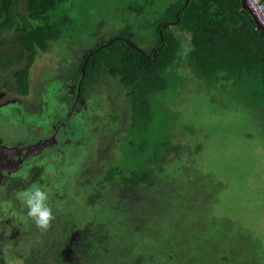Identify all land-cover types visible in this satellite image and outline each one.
I'll return each instance as SVG.
<instances>
[{
    "label": "rangeland",
    "instance_id": "374dc122",
    "mask_svg": "<svg viewBox=\"0 0 264 264\" xmlns=\"http://www.w3.org/2000/svg\"><path fill=\"white\" fill-rule=\"evenodd\" d=\"M129 1L70 0L64 6H57L52 11L53 19L58 20L59 14H68L72 21L70 31L59 42L60 53L56 54L57 48L52 46L47 56L39 54L31 70V93L18 98L32 108L33 94L42 88V98L51 107L47 115H52L54 106L66 98V81L79 80L78 70L85 53L99 42L116 36L126 25H132L135 32V26L139 28L145 22L141 16L123 12L121 8ZM101 22H105V26L95 38L93 32ZM140 31L142 33L129 34L141 48L146 49V45H142L146 37L148 43L155 44L153 28L148 29L147 34L143 29ZM183 34L186 35L177 33L182 42L181 63L172 70L168 88L153 98L149 121L126 132L130 124L128 89L105 72L106 78L94 89L96 95L105 100L96 115L87 119L89 125L114 123L112 131L125 129L116 139L113 168L127 174H131L129 170L141 174L149 160L154 159L151 178L156 180L155 186L141 184L137 188L140 195L148 198V203L141 217L144 229L140 227L135 244L130 240L131 234H123V228L128 226L126 217L120 220H123L120 230L112 211L111 226L106 232L109 239L97 248L99 255L83 260L86 256L80 253V261H65V228L71 226L65 224L70 212L74 214L79 204L68 202L65 207L58 204L56 192L61 193L64 187L67 192L61 194L71 195L68 190L71 184L66 186L68 177L57 175L61 168L54 171L52 165L43 170L46 176H42V189L48 194L47 203L53 217L48 227L42 229V261L35 254L34 260L28 261L25 257L21 264H158L156 257L164 254L169 264L174 261L175 264H213L222 260L216 254L221 255L230 244L232 248L228 252L233 256L227 264H246L240 262L248 260L250 249L241 238L248 233V239L252 238L253 243L261 242L264 249V111L244 101L238 87L226 89L211 78L198 77L189 63V38L186 40ZM12 35L13 31L3 34L6 38ZM12 72L6 71L3 74L6 77H0V87L3 81L13 80ZM30 118L24 117L21 111L10 115L12 123L22 130ZM86 130H89L86 137L81 139L77 135L76 146L71 147L64 158L67 169L62 170L69 176L81 170V164L92 151L94 159L102 151L97 146V139L101 138L97 130L91 131V127ZM175 146L178 154L171 150ZM159 149H162L161 155H158ZM108 154L112 160L111 153ZM162 157L165 160L158 163L157 159ZM70 182L72 180L67 183ZM78 215L81 216L80 211ZM91 217L89 225L95 226L92 233H97L98 238L104 237L101 231L105 222H100L101 217ZM129 220L133 226L124 231L137 226L131 218ZM32 242L35 246L40 244L38 237ZM152 254L155 258H151Z\"/></svg>",
    "mask_w": 264,
    "mask_h": 264
},
{
    "label": "trees",
    "instance_id": "16d2710c",
    "mask_svg": "<svg viewBox=\"0 0 264 264\" xmlns=\"http://www.w3.org/2000/svg\"><path fill=\"white\" fill-rule=\"evenodd\" d=\"M69 1L0 0V77L5 78L3 74L6 71H13V80L3 81L4 87L22 96L30 95L31 70L37 57L40 53L47 56L52 46L57 48L56 54L60 53L59 42L70 31L72 21L68 14H59L58 20H54L52 15L57 6H64ZM126 3L121 8L123 12L141 16L146 19L145 22L139 28L135 26V32L128 24L116 36L99 42L85 53L78 71L79 76H83L82 67L85 66L83 93L87 91L89 82L100 81L104 72L128 89L130 124L126 132L134 131L152 118L153 98L168 88L172 70L181 63L182 42L178 32L186 33L182 35L186 40L189 38V63L198 77L211 78L222 88L238 87L244 101L264 111V32L258 30L252 16L243 9L241 0H130ZM103 25L105 22L98 25L93 37L101 35ZM150 28L154 29L156 42L148 43L149 38L146 37L142 44L146 45V49L141 48L129 33H142L140 29H143L147 34ZM8 31H13V35L6 38L3 34ZM55 59L54 56L53 63ZM161 150L158 155L162 154ZM171 150L178 154L176 146ZM164 160L165 157H162L157 162ZM152 162L154 159L149 160L141 174L131 170L128 171L131 174H127L120 168H112L105 176L106 185H101L105 193L110 192L108 195L112 197L108 205L109 211H115L116 227L122 230L123 220H120L123 216L137 223L135 229L124 231L133 226L130 220H125L128 226L123 228V234H131L130 240L134 244L143 226L141 206L148 203V198L140 195L137 188L141 184L155 186ZM113 183L122 189L120 194L115 191L116 188L111 191ZM109 222L105 221L101 231L105 236L98 238L96 233L87 245L89 250H93V256L99 255L97 248L109 239L106 234L111 226ZM248 236L249 233L243 236L246 239L241 238L250 249L248 260L240 263L264 264L261 242L253 243ZM125 239H128L126 235ZM230 245L221 255L216 254L222 260L213 264L230 262L233 256L229 253ZM161 257H156L158 264H169L166 254ZM151 258H155V254Z\"/></svg>",
    "mask_w": 264,
    "mask_h": 264
},
{
    "label": "flooded vegetation",
    "instance_id": "af4514ba",
    "mask_svg": "<svg viewBox=\"0 0 264 264\" xmlns=\"http://www.w3.org/2000/svg\"><path fill=\"white\" fill-rule=\"evenodd\" d=\"M83 76H79V80L66 81V98L57 106H54L52 115H47L51 107L42 98V88L33 94L35 100L31 108L26 101L18 98L23 96L10 91L4 87L3 83L1 84L0 264H16L17 262L21 264L22 259L25 257L28 258V261H32L35 259V254L42 261V228H38L27 217V209L18 194L35 186L42 188V176H46V171L43 174V170L49 166L53 165L55 167L54 171L58 167L61 168L57 175L66 176L69 180H72L70 183H67L68 179L65 182L66 186L71 184L68 189L71 195L65 197L61 194L64 191L67 192V188L64 187L61 193L56 192L58 194L56 196L58 204H63L62 207H65V203L68 202L79 204L77 209H74V214L70 212L67 220L68 224H65L71 225L65 228L67 232L65 236L67 240L64 251V254L67 255L65 261H74V259L80 261V253L86 256V259L83 260H89L88 258L93 257V254H91L93 250L87 248L89 241L94 238L92 230H95L94 225H89L88 218L91 217L90 215H92V219L101 217L103 220L100 222H109L112 218L113 212L109 211L110 207L108 205L112 201V197L108 195L110 192L105 193L102 187L106 185L104 182L106 174L113 168V160L111 162L108 152L111 153L112 159H114L113 151L116 139L125 129L119 130L120 132L112 131L111 126L114 123L108 125L101 122L99 125L94 126L90 122V125L87 124V119L96 115L97 108H100L105 100L102 97L99 98L94 89L97 84L103 82L106 76L102 74L101 81L91 80L85 93L81 89ZM14 94L17 95L14 96ZM101 99L104 100L98 102ZM20 111L24 117H31L24 130L19 125H14L12 119H10L11 114H19ZM50 122L51 126H48ZM90 127L92 128L91 131L97 130L99 137L101 136V138L97 137V146L101 147L102 151H99L95 159V153L92 151L93 157H91V154L88 155L81 164L83 165L81 170L69 176L62 170V168L67 169L64 158L69 155L70 148L76 146L75 137L80 135L81 139H84V136L86 137L89 132L86 129H90ZM116 133L118 134L115 135ZM42 143L44 144L43 147ZM101 185L103 186L101 187ZM113 188H116L115 191H118V194L122 192V189L116 183L112 184L111 191L114 190ZM146 206L147 204L145 206L143 204L140 210L144 212ZM79 211L81 216L78 215ZM58 220L60 221V218ZM77 220L80 221L77 222ZM79 226L81 228H78ZM76 228L77 230H75ZM142 228L144 229L143 226ZM37 230L38 233H36ZM70 234L71 237H69ZM32 237H34L32 241H35L38 237L39 246H35V243L31 241Z\"/></svg>",
    "mask_w": 264,
    "mask_h": 264
},
{
    "label": "clouds",
    "instance_id": "9594fccd",
    "mask_svg": "<svg viewBox=\"0 0 264 264\" xmlns=\"http://www.w3.org/2000/svg\"><path fill=\"white\" fill-rule=\"evenodd\" d=\"M23 201L27 211L26 215L38 228L46 229L52 217V210L49 207L48 194L39 186L18 194Z\"/></svg>",
    "mask_w": 264,
    "mask_h": 264
},
{
    "label": "built area",
    "instance_id": "2783aa9c",
    "mask_svg": "<svg viewBox=\"0 0 264 264\" xmlns=\"http://www.w3.org/2000/svg\"><path fill=\"white\" fill-rule=\"evenodd\" d=\"M247 4L255 13L259 23L264 26V0H247Z\"/></svg>",
    "mask_w": 264,
    "mask_h": 264
},
{
    "label": "water",
    "instance_id": "95a60500",
    "mask_svg": "<svg viewBox=\"0 0 264 264\" xmlns=\"http://www.w3.org/2000/svg\"><path fill=\"white\" fill-rule=\"evenodd\" d=\"M241 3H242V7L244 10L248 11L249 14L252 16V18L254 19L256 25H257V28L258 29H263L262 25L259 23L258 19L256 18V16L254 15V13L251 11V9L249 8L248 4H247V1L246 0H241ZM44 146V144L42 143V147Z\"/></svg>",
    "mask_w": 264,
    "mask_h": 264
},
{
    "label": "bare ground",
    "instance_id": "6f19581e",
    "mask_svg": "<svg viewBox=\"0 0 264 264\" xmlns=\"http://www.w3.org/2000/svg\"><path fill=\"white\" fill-rule=\"evenodd\" d=\"M250 8V7H249ZM252 11V10H251ZM253 12V11H252ZM254 13V12H253ZM254 15H255V13H254ZM256 16V15H255ZM257 18V17H256ZM262 27H263V29H264V26L262 25ZM258 30H260V31H262V32H264V30H262V29H258ZM84 72H85V66L83 67V74H84Z\"/></svg>",
    "mask_w": 264,
    "mask_h": 264
}]
</instances>
